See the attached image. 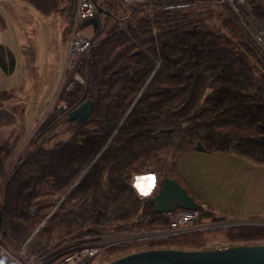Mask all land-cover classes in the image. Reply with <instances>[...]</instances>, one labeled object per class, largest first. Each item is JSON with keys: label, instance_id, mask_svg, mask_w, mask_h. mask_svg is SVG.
I'll list each match as a JSON object with an SVG mask.
<instances>
[{"label": "trees", "instance_id": "1", "mask_svg": "<svg viewBox=\"0 0 264 264\" xmlns=\"http://www.w3.org/2000/svg\"><path fill=\"white\" fill-rule=\"evenodd\" d=\"M19 1L26 2L42 16L63 11L70 18L73 11V0ZM117 3L118 10L121 9L126 17H131L130 21L127 24L124 22L125 28L121 31L113 28L116 25L109 27L106 32L109 37L98 38L96 35L93 38V46L79 58L70 75L71 80L72 75L77 73L82 77V83H77L70 91H66L65 86L60 93L58 100L65 102L66 111L55 110L39 125L35 137L22 153L19 165L0 189V244L13 254L24 248L26 258L36 260L85 235L165 229L168 220L154 212V206L147 198H140L136 194L130 178L132 174H153L156 187L149 197L156 194L165 178H173L184 189L187 188L177 171L174 157L179 152L193 151L197 144L202 147V152L220 151L239 155L256 165H264V140L259 143V138L264 139V54L252 39L250 42V37L242 30L236 16L228 11L225 18L218 17L222 20L220 26L209 27L202 18L195 21L188 19L187 14L168 13L160 9V4L153 2L136 3L133 6L123 1V4L120 1ZM256 3V0L249 2L251 13L264 25V10ZM106 4L112 5L110 1ZM107 16L108 13L105 14ZM5 29L6 24L0 16V31ZM153 29L156 31L154 35ZM203 36L209 40V44ZM202 39L206 40L207 45ZM212 41L216 43L213 46ZM152 47L155 53L150 51ZM245 51H248L247 54ZM210 52H213L212 57ZM157 54L161 55L160 59H157ZM27 56L26 67L33 74L30 66L35 55L29 49ZM145 57H149V60ZM143 58L145 61H142ZM261 60L262 64L259 62ZM131 61L135 64L132 65ZM158 63L164 66L155 69ZM14 66L13 53L0 45L1 71L10 74ZM173 99L178 101V104L175 101L177 107ZM15 100L16 90H0V129L13 128L10 140L0 148V168L13 155L16 147L14 143L23 131V107L17 104L5 106ZM86 100L93 102L90 117L83 122L67 121V113ZM161 107L162 111H159ZM171 115H179L180 119L176 116L175 119L171 118ZM160 121L162 124L158 125ZM61 123L68 126L71 135L65 141L57 140L47 147L46 138L48 140ZM158 131L161 133L160 142L155 148ZM140 134L144 135L142 138L145 141L154 138L146 142V146L149 145L147 148L151 146L149 152L144 149L145 141ZM149 135L151 137L148 138ZM189 138L192 141L189 142ZM127 145L133 147L128 148ZM137 149L140 153H147L136 157L139 154ZM132 151L133 155L129 153ZM151 151L155 153L152 156L149 155ZM194 201L199 205L197 199L194 198ZM204 218L212 223L227 220L225 216L212 211L202 212L199 222ZM231 227L225 231L191 232L169 235L165 239L119 244L101 256V263L110 264L132 252L152 249H213L207 247V235L213 232L220 233L232 246L264 243L262 226Z\"/></svg>", "mask_w": 264, "mask_h": 264}, {"label": "rangeland", "instance_id": "2", "mask_svg": "<svg viewBox=\"0 0 264 264\" xmlns=\"http://www.w3.org/2000/svg\"><path fill=\"white\" fill-rule=\"evenodd\" d=\"M13 1L3 0L2 1L3 4L1 3L2 6L1 9L4 13L5 20L7 21L8 30H5L0 33V43H2L3 40L7 41V39L10 38H13L15 40L16 44H14V46H16L17 44L19 45V46L17 45V47H19L18 52H16L15 48L13 50V52L15 51L17 54L16 55L17 62L13 70V72L15 73L11 76H10L11 73L7 75L3 74L0 69V90L3 89V87H8V85L11 82L16 83L19 88V89L17 88V95L20 99L19 104L18 102L17 104L24 106V108L26 107L28 101L30 100V95L32 96L34 90L36 93H38L39 91L41 97V99H39V102L45 101V104L43 105L41 111L37 114V118L36 120H34V122H28L29 120L28 114L30 113L25 115L26 130L23 132L22 138L17 142L15 149V150H20L23 153L27 148V146L29 145L30 140L35 137V133L39 125L47 118V116L55 112L56 110L55 107L59 101L58 99L60 93L65 88L66 84H68L70 81L71 73L67 72L65 70V66L63 65L66 55L68 37H69L68 31H69L70 18H68V16L64 14L63 11H59L50 16H44L45 18H43L42 15H40L26 2L21 1L22 3H19L17 1L15 2ZM109 1L112 4L111 6H108L106 4V2ZM118 1L122 3L121 0H99L98 3H101L103 8L106 9V11L110 16V19L109 18L103 19V21L100 23L97 33L95 32L92 33V28L89 26H86L82 29L80 28L79 32L82 35L91 38H95L96 35L98 38L99 37L105 38V37H109V35L106 33L109 30V27L112 28L114 25H116L117 27H113V28L115 29L125 28L124 22L129 21L130 17H126L125 13H123L121 9L118 10L117 7ZM256 2L257 5L261 6V8L264 10V0H256ZM199 5H204V7ZM199 5H197L198 6L197 8L194 7L189 11H187L186 13L179 10H176V12L187 14L188 18H191L193 20H195L196 18L198 19L202 18L206 21V24L209 27L220 26L222 20H219L218 17L222 16L224 18L225 16L224 14L228 13L225 10L226 13H224L225 11H222L220 15L218 9L216 10L213 6H210L209 4H199ZM244 10H248L249 12L251 11V7L249 3L248 6H246V9L244 8ZM213 18L214 19L217 18V19L213 20ZM127 23L128 22H126V24ZM29 49L32 50L35 55V60L30 66L33 69V74H30L31 69L26 67V60L28 57L27 52ZM23 50L26 51L23 52ZM38 78H42L41 83L44 84V86L41 84L42 85L41 89L36 88L35 85ZM32 108L37 109V107H32ZM70 135H71V131L68 129V126H65L64 123H61L49 135L48 140L46 138L45 145L47 147H51L52 144L57 140L65 141ZM21 152H20V156L22 154ZM1 187L2 186H0V189ZM203 212H207V211H203ZM209 222H210L209 219L204 218L200 220V222L198 223L206 226L208 229L207 231L216 230V229H221L224 231L227 229V227L229 228V226L233 227V225L238 226L239 224L251 225V226L261 225L264 227V219H253L247 221L241 220V222H238L237 219H227L226 221L219 223H212V222L209 223ZM204 232H206V230L201 231L200 233H204ZM207 239H208L207 247H213V249L222 243L228 244L223 239V236H221L220 233L217 232L208 234ZM70 243L71 242L66 243L56 248L55 250L58 249L63 250L61 248H64L67 244ZM90 264H107V263L106 262L101 263V257H100L96 261Z\"/></svg>", "mask_w": 264, "mask_h": 264}, {"label": "built area", "instance_id": "3", "mask_svg": "<svg viewBox=\"0 0 264 264\" xmlns=\"http://www.w3.org/2000/svg\"><path fill=\"white\" fill-rule=\"evenodd\" d=\"M99 0H73V22L69 27V37L65 55V70L72 73L75 66L78 64L79 58L87 52L94 44L93 38L82 35L80 24L84 20L96 18L98 21V30L100 23L103 21L105 14L108 13L103 8ZM126 5L136 3L153 2L159 5L162 11L178 13L176 10L187 12L192 8H197L199 4H209L220 13L222 11H231L242 28V30L252 39V41L261 49L264 54V25L256 20L252 13L246 9L250 0H122ZM198 3V4H197ZM204 6V5H199ZM100 10V11H99ZM107 18L110 19L108 14ZM91 27V26H89ZM92 28V27H91ZM124 29V28H123ZM93 30L92 33L96 32ZM121 31V28H116ZM156 31L153 29L152 34ZM159 65L156 66V69ZM82 83L81 77L75 73L71 80L66 85V91L74 89L76 84ZM56 110L66 111L64 101H58ZM20 150L15 151L9 160L0 168V186L3 188L5 182L12 174L14 168L19 165ZM22 153V152H21ZM203 211H209L204 204L199 205L196 210L177 209L174 212L164 214V218L168 220V225L165 229H157L153 231H136L129 234H110V235H85L81 239L67 244L63 250H54L48 252L36 260L27 259L24 249L19 253L13 254L6 250L0 244V258L6 264H87L96 261L109 248L119 244H129L134 241H146L155 238H163L169 235L186 234L191 232H201L208 230L206 226L199 224L200 214ZM229 244H220L215 248H228Z\"/></svg>", "mask_w": 264, "mask_h": 264}, {"label": "crops", "instance_id": "4", "mask_svg": "<svg viewBox=\"0 0 264 264\" xmlns=\"http://www.w3.org/2000/svg\"><path fill=\"white\" fill-rule=\"evenodd\" d=\"M2 1L0 0V16L6 24L5 30H8L7 21L1 9ZM15 1L22 3L19 0L13 2ZM43 18L45 17L43 16ZM3 31H0V33ZM14 44L16 42L13 38L7 39V41L3 40L0 43L13 53L16 64V52H18L19 47H17L18 44L16 46ZM14 48L16 52H13ZM63 65L65 66V60ZM14 73L12 72L10 76ZM41 81L42 78L37 79L36 88L41 89V86H44ZM17 88L18 85L11 82L8 87L1 89V91L16 90V100L5 104L6 107H11L12 104H17V102L19 104L20 99L17 95ZM39 99H41L39 91L36 93L34 90L26 107L22 106L23 131L21 137L14 144L17 145L26 130L25 115L30 113L28 114L29 120H27L28 122H34L37 114L45 104V101L39 102ZM32 107H37V109ZM12 133V127L0 129V148L10 140ZM174 163L189 191L197 197L199 205L205 203L204 205L207 206L209 211L225 216L227 219L240 221L264 219V165H256L233 154H225L220 151L208 153L195 150L177 153L174 157ZM130 183L140 198H148L156 187V178L153 174L133 175ZM249 214L255 216L250 215V217Z\"/></svg>", "mask_w": 264, "mask_h": 264}, {"label": "water", "instance_id": "5", "mask_svg": "<svg viewBox=\"0 0 264 264\" xmlns=\"http://www.w3.org/2000/svg\"><path fill=\"white\" fill-rule=\"evenodd\" d=\"M73 15L74 10L70 16L69 27L72 25ZM86 26H91L93 30H96L98 26L97 19L93 18L81 22V29ZM92 110L93 102L86 100L70 110L66 115V119L69 122L86 121L90 117ZM263 140V138H259L260 142H263ZM194 150L202 151V147L197 144ZM147 199L153 204L154 212L162 215L174 212L177 209L196 210L199 208L194 199L188 195L186 189L175 180L169 178L163 179L156 194ZM1 220L2 214L0 212V225ZM0 261L6 264L1 258ZM110 264H264V243L239 244L228 248L208 250L152 249L132 252L112 261Z\"/></svg>", "mask_w": 264, "mask_h": 264}, {"label": "bare ground", "instance_id": "6", "mask_svg": "<svg viewBox=\"0 0 264 264\" xmlns=\"http://www.w3.org/2000/svg\"><path fill=\"white\" fill-rule=\"evenodd\" d=\"M123 3H124V2H123ZM256 4H257V3H256ZM151 5H152V4H151ZM160 5H161V4H160ZM132 6H133V5H132ZM145 6H146V5H145ZM153 6H154V5H153ZM140 7H141V6H140ZM203 7H204V6H203ZM142 8H143V7H142ZM155 8H156V7H155ZM152 9H153V8H152ZM143 10H144V9H143ZM197 10H198V9H197ZM204 10H205V9H204ZM139 11H140V10H139ZM139 11H137V12H139ZM212 11H213V10H212ZM218 11H219V10H218ZM137 12H136V13H137ZM143 12H144V11H143ZM227 12H228V11H227ZM250 12H251V11H250ZM136 13H135V14H136ZM164 13H165V12H164ZM168 13H169V12H168ZM185 13H186V12H185ZM219 13H220V12H219ZM224 13H226V11H225ZM228 13H229V12H228ZM172 14H173V13H172ZM203 14H204V12H203ZM145 15H146V14H145ZM148 15H150V14H148ZM205 15H206V14H205ZM205 15H204V16H205ZM220 15H221V13H220ZM224 15H225V14H224ZM126 16H127V15H126ZM135 16H136V15H135ZM135 16H132V18L135 17ZM189 16H190V15H189ZM210 16H211V15H210ZM162 17H163V16H162ZM186 17H187V16H186ZM207 17H208V16H207ZM214 17H216V16H214ZM130 18H131V17H130ZM187 18H188V17H187ZM224 18H225V17H224ZM232 18H233V17H232ZM188 19H191V18H188ZM196 19H197V18H196ZM206 19H207V18H206ZM216 19H217V18H216ZM216 19L213 18V20H216ZM227 19H229V18H227ZM185 20H186V19H185ZM209 20H210V19H209ZM233 20H235V19H233ZM129 21H130V19H129ZM192 21H193V20H192ZM195 21H197V20H195ZM126 22H127V21H126ZM163 22H164V21H163ZM175 22H176V21H175ZM198 22H199V21H198ZM198 22H197V23H198ZM204 22H205V21H204ZM215 22H217V21H215ZM219 22H220V21H219ZM229 22H230V21H228L227 23H229ZM138 23H139V22H138ZM161 23H162V22H161ZM165 23H166V22H165ZM172 23H173V22H172ZM195 23H196V22H195ZM213 23H214V22H213ZM262 23H263V22H262ZM163 24H164V23H163ZM214 24H215V23H214ZM186 25H188V24H186ZM233 25H234V24H233ZM162 26H163V25H162ZM221 26H223V25H221ZM236 26H237V25H236ZM128 27H129V26H128ZM164 27H165V26H164ZM168 27H169V26H168ZM180 27H181V26H180ZM180 27H179V28H180ZM182 27H183V26H182ZM185 27H186V26H185ZM170 28H171V27H170ZM219 28H220V27H219ZM222 28H224V27H222ZM227 28H228V27H227ZM167 29H168V28H167ZM224 29H226V28H224ZM238 29H239V28H238ZM132 30H133V29H132ZM135 30H136V29H135ZM157 30H158V29H157ZM178 30H179V29H178ZM220 30H221V29H220ZM179 31H180V30H179ZM204 31H205V30H204ZM238 31H239V30H238ZM240 31H241V30H240ZM127 32H128V31H127ZM208 32H209V31H208ZM213 32H214V31H213ZM226 32H227V31H226ZM226 32H224V33H226ZM232 32H234V31H232ZM129 33H131V32H129ZM190 33H192V32H190ZM201 33H204V32H201ZM228 33H230V32H228ZM236 34H237V33H236ZM209 35H212V34H209ZM227 35H228V34H227ZM229 35H232V33L229 34ZM233 35H234V34H233ZM129 36H130V35H129ZM203 37L205 38V36H203ZM209 37H210V36H209ZM217 37H218V36H217ZM232 37H233V36H232ZM237 37L240 38V36H237ZM132 38H134V37H132ZM201 38H202V37H201ZM207 38H208V37H207ZM220 38H221V37H220ZM230 38H231V37H230ZM233 38H235V37H233ZM244 38H245V37H244ZM135 39H136V38H135ZM205 39H206V38H205ZM248 39H249V38H248ZM150 40H152V39H150ZM154 40H155V39H154ZM198 40H199V39H198ZM206 40H207V42H208V44H209V40H208V39H206ZM206 40H203V39H202V41H204V44H205V45H207V43H205ZM222 40H224L223 37H222ZM229 40H230V39H229ZM249 40H250V42H251V39H249ZM213 41H214V40H213ZM213 41L211 42V43H212V46H213V43L216 44V43L213 42ZM217 41H218V39H216V42H217ZM232 41H233V40H232ZM130 42H131V41H130ZM151 42H152V41H151ZM235 42H236V41H235ZM128 43H129V42H128ZM152 43H153V42H152ZM157 43H158V42H157ZM222 43H226V42L223 41ZM161 44H162V40H161ZM217 44H218V43H217ZM226 44H228V43H226ZM254 44H255V43H254ZM254 44H253V45H254ZM158 45H160V44H158ZM210 45H211V44H210ZM219 45H220V44H219ZM223 45H224V44H223ZM237 45H238V44H237ZM239 45H240V44H239ZM239 45H238V46H239ZM140 46H142V45H140ZM153 46H154V45H153ZM160 46H161V45H160ZM242 46H243V45H242ZM255 46H257V45H255ZM161 47H162V46H161ZM214 47H215V46H214ZM253 47H254V46H253ZM253 47H252V48H253ZM126 48H127V47H126ZM135 48H137V47H135ZM210 48H211V47H210ZM210 48L208 47V49H210ZM237 48H238V47H237ZM240 48H241V47H240ZM254 48H255V47H254ZM257 48H258V46H257ZM133 49H134V48H133ZM133 49H132V50H133ZM143 49H144V48H143ZM156 49H157V48H156ZM220 49H221V48H220ZM244 49H245V48H244ZM151 50L153 51V50H155V49H153V47H152V48H150V51H151ZM158 50H159V49H158ZM158 50H157V51H158ZM211 50H214V51H215L216 49H212V48H211ZM228 50H229V49H228ZM231 50H232V49H231ZM239 50H240V49H239ZM239 50H237V51H239ZM253 50H254V49H253ZM257 50H258V49H257ZM126 51H127V49H126ZM145 51H147V50H145ZM150 51H149V52H150ZM152 51H151V52H152ZM209 51H210V50H209ZM214 51H213V52H214ZM221 51H223V49H221ZM240 51H241V50H240ZM243 51H244V50H243ZM250 51H251V50H250ZM140 52H141V51H140ZM153 52L155 53V51H153ZM153 52H152V53H153ZM161 52H162V51H161ZM213 52H212V54H211V52H210L211 57H212V55H213ZM217 52H218V51H217ZM247 52H248V51H245V54H247ZM251 52H252V51H251ZM152 53H151V54H152ZM158 53H159V52H158ZM162 53H163V52H162ZM208 53H209V52H208ZM134 54H135V52H134ZM138 54H139V53H138ZM148 54H149V53H148ZM254 54H256V52H255ZM259 54H261V53H259ZM140 55H141V54H140ZM145 55H146V54H145ZM210 55H209V58H210ZM150 56H151V55H150ZM157 56H158V54H157ZM160 56H161V55H160ZM160 56H158L157 59H160ZM253 56H254V55H253ZM256 56H257V54H256ZM142 57H143V56H142ZM145 58H146V57H145ZM145 58H143L142 61H143ZM258 58H260V57H258ZM258 58H257V61H258ZM137 59H138V58H137ZM139 59H140V58H139ZM139 59H138V60H139ZM152 59H153V58H152ZM247 59H248V58H247ZM250 59H251V58H250ZM252 59H254V58H252ZM260 59H261V58H260ZM262 59H263V58H262ZM146 60H149V57H148V59L146 58ZM154 60H156V59H154ZM139 61H140V60H139ZM144 61H145V60H144ZM160 61H161V62H164L163 60H160ZM172 61H174V60H172ZM175 61H176V60H175ZM255 61H256V60H255ZM149 62H151V61H149ZM249 62H252V61H249ZM259 62L261 63L262 60L259 61ZM259 62H257L258 65H259ZM247 63H248V62H247ZM131 64L134 65L135 63H132V61H131ZM255 64H256V63H254V65H255ZM261 64H262V63H261ZM263 64H264V63H263ZM152 65L154 66V63H153ZM158 65H159L158 67H160V66L162 67V65L164 66V64H161V63H160V64L158 63ZM249 65H250V64H249ZM178 66H179V65H178ZM178 66H177V67H178ZM259 66H260V65H259ZM135 67L137 68V65H136ZM255 67H256V66H255ZM263 67H264V65H263ZM130 68H131V66H130ZM178 68H180V67H178ZM205 68H206V67H205ZM257 68H258V67H257ZM126 69H127V68H126ZM128 69H129V68H128ZM131 69H132V68H131ZM261 69H262V68H261ZM171 70H172V69H171ZM180 70H181V68H180ZM262 70H263V69H262ZM156 71H157V70H156ZM252 72H253V71H252ZM261 72H262V71H261ZM153 73H154V72H153ZM156 73H157V72H156ZM156 73H155V74H156ZM159 73H160V72H159ZM165 73H166V71H165ZM170 73H173V72L170 71ZM170 73H169V74H170ZM262 73H263V72H262ZM162 74H164V73L162 72ZM167 74H168V73H167ZM173 74H174V73H173ZM160 75H161V74H159V76H160ZM191 75H192V74H191ZM132 76H133V75H132ZM132 76H131V77H132ZM154 76H155V75H154ZM162 76H163V75H162ZM162 76H161V77H162ZM173 76H175V75H173ZM186 76H187V75H186ZM256 76H257V75H256ZM261 76H262V75H261ZM160 79H161V78H160ZM160 79H159L158 81H160ZM157 83L160 84L159 82H157ZM175 84H176V83H175ZM159 86H160V85H159ZM178 86H179V85H178ZM178 86H177V87H178ZM160 87H161V86H160ZM164 87H165V86H164ZM171 88H173V86H172ZM216 88H218V86H217ZM211 90H212V89H211ZM174 91H175V90H174ZM207 91H208V90H207ZM164 92H165V91H164ZM143 93H144V92H143ZM208 93H210V92H208ZM137 94H138V93H137ZM139 95H140V94H139ZM140 97H141V95H140ZM140 97H139V99H140ZM172 97H173V96H172ZM204 98H205V97H204ZM133 99H134V98H133ZM139 99H137V100H139ZM176 99H177V97H176ZM176 99H175V100L173 99V100H174V104H175L176 102H177V104H178V101L181 100V98H179L178 101H177ZM202 99H203V98H202ZM202 99H201V100H202ZM139 101H140V100H139ZM175 101H176V102H175ZM202 101H203V100H202ZM138 103H139V102H138ZM170 103H171V102H170ZM136 104H137V102H136ZM177 104H175V106H176ZM139 105H140V104H139ZM139 105H138V106H139ZM132 106L134 107V105H132ZM135 106H136V105H135ZM166 106H167V105H166ZM171 106H172V108H173L174 105L172 104ZM145 107H146V106H145ZM176 107H177V106H176ZM129 109H130V108H129ZM147 109H148V108H147ZM170 109H171V108H170ZM133 110L135 111L136 109H133ZM160 110L162 111V107L159 109V111H160ZM174 110H175V109H174ZM131 112H132V109H131ZM144 113H146V112H144ZM174 114H175V113H174ZM167 115H168V114H167ZM128 116H130V115H128ZM147 116H148V115H147ZM174 116H176V115H173V116L171 115V118H174V119H175ZM134 117H135V116H134ZM137 117H138V116H137ZM144 117H145V115H144ZM184 117H185V116H184ZM176 118L178 119V118H179V115H178V117L176 116ZM152 119H153V118H152ZM155 119H156V118H154V120H155ZM174 119H172V120H174ZM179 119H180V118H179ZM183 119H184V118H183ZM172 120H171V121H172ZM185 120L187 121V119H185ZM126 121H127V120H126ZM181 121H182V120H181ZM181 121H180V122H181ZM164 122H165V121H164ZM174 122H175V121H174ZM177 122H178V121H177ZM172 123H173V121H172ZM178 123H179V122H178ZM182 123H184V122H182ZM131 124H132V123H131ZM155 124H156V123H155ZM159 124H162L161 121H160V123L158 122V125H159ZM185 124H186V123H185ZM187 124H188V123H187ZM187 124H186V125H187ZM192 124H193V123H192ZM153 125H154V124H153ZM153 125H152V126H153ZM181 125H182V124H181ZM183 125H184V124H183ZM179 126H180V125H179ZM191 126H193V125H191ZM133 127H134V126H133ZM183 127H184V126H183ZM161 129H162V128H161ZM166 129H167V128H166ZM187 129H188V128H186V130H187ZM186 130H185V131H186ZM147 131H148V130H147ZM152 131H155V130H152ZM152 131H151V132H152ZM160 131H161V130H160ZM163 131H164V130H163ZM183 131H184V129H183ZM196 131H198V130H196ZM141 132H142V131H141ZM144 132H145V131H144ZM186 132H187V131H186ZM138 133H139V132H138ZM142 133H143V132H142ZM159 133H160V132L158 131V138H156L157 142L155 141L156 144H157V146H156L155 148L158 147V142H160V140L158 141V139H159ZM163 133H164V132H163ZM193 133H194V130H193ZM193 133H192V134H193ZM143 134H144V133H143ZM160 134H161V133H160ZM187 134H188V133H187ZM192 134L190 133V135H192ZM147 135H148V133H147ZM193 135H194V134H193ZM193 135H192V136H193ZM140 136H141V139H143V141H145V138H142L144 135L142 136V135L140 134ZM187 136H188V135H187ZM194 136H195V135H194ZM147 137L149 138V137H151V136L149 135V136H147ZM181 137H182V136H181ZM259 137H260V136H259ZM192 138H193V137H192ZM153 139H154V138H151V140H153ZM137 140H138V139H137ZM148 140H149V139H148ZM148 140L146 139V141H145V148H144V149H148V152H149L151 146H150L149 148H147V146H149V145L146 146V144H147L146 142H147ZM151 140H149V142H151ZM187 140L189 141L190 138L187 139ZM188 141H187V143H188ZM190 141H192V140H190ZM190 141H189V142H190ZM193 141H194V140H193ZM197 141H198V140H197ZM202 141H203V140H202ZM194 142H195V141H194ZM194 142H193V143H194ZM200 142H201V140H200ZM142 143H143V142H142ZM184 143H186V142H184ZM184 143H183V144H184ZM193 143H191V144H193ZM227 143H228V142H227ZM259 143H260V141H259ZM262 143H263V142H262ZM140 144H141V143H140ZM186 145H188V144H186ZM189 145H190V143H189ZM127 146H128V145H127ZM153 146H154V145L152 144V147H153ZM184 146H185V144H184ZM194 146H195V145H194ZM194 146H193V147H194ZM202 146H203V145H202ZM227 146H228V144H227ZM130 147H133V145H132V146H130V145L128 146V148H130ZM190 147H191V146H190ZM193 147H192V148H193ZM209 147H210V146H209ZM142 148H143V147H142ZM153 148H154V147H153ZM192 148H191V149H192ZM158 149H159V148H158ZM189 149H190V148H189ZM189 149H188V150H189ZM203 149H204V148H203ZM137 150H138V149H137ZM137 150H136V151H137ZM141 150H143V149H141ZM151 150H153V149H151ZM217 150H218V149H217ZM225 150H226V149H225ZM230 150H231V148H230ZM230 150H228V151H230ZM136 151H135V153H136ZM157 151H158V150H157ZM180 151H181V150H180ZM205 151L207 152V150H205ZM138 152H139V154L137 153V156H136V157H138L140 154H141V155H143V154L145 155V153H147V152H145V151H143V153H140L139 150H138ZM152 152H153V151H151V153H149V155L151 154V156H152L153 154H155V153L152 154ZM209 152H210V151H209ZM212 152H213V151H212ZM214 152H215V151H214ZM225 152H227V151H225ZM129 153H130L131 155H133V151H132V152H129ZM225 154H226V153H225ZM234 154H235V153H234ZM134 156H135V155H134ZM238 156H239V155H238ZM126 157H128V156H126ZM156 157H157V155H156ZM156 157H155V158H156ZM151 158H153V157H151ZM243 158H244V157H243ZM127 159H128V158H127ZM127 159H126V160H127ZM171 159H173V156H172ZM244 159H245V158H244ZM129 160H130V159H129ZM139 161H140V160H139ZM249 161H250V160H249ZM254 162H255V161H254ZM132 163H133V165H134V162H132ZM259 163L261 164V162H259ZM263 163H264V162H263ZM263 163H262V164H263ZM135 164H136V163H135ZM257 164H258V163H257ZM132 175H134V174H132ZM135 175H136V174H135ZM135 175H134V176H135ZM129 178H130V177H129ZM142 178H143V177H142ZM150 178H151V177H150ZM175 178H180V177H175ZM130 179H131V178H130ZM144 179H145V178H144ZM172 179H173V178H172ZM179 181H182V180L179 179ZM183 182H184V181H183ZM132 183H133V182H132ZM136 183H137V182H136ZM128 184H129V183H128ZM184 184H185V183H184ZM147 185H148V184H147ZM182 186H183V185H182ZM185 186H186V185H185ZM146 187H148V186H146ZM152 187H153V186H152ZM186 187H187V186H186ZM183 188H184V187H183ZM140 189H141V188H140ZM185 189H186V191H187L188 188H185ZM187 192L189 193V189H188ZM190 192H191V191H190ZM139 193H140V192H139ZM189 194H191L192 196L195 195V194L193 195L192 192L189 193ZM194 198H195V200L197 199L196 196H194L193 199H194ZM145 199H146V198H145ZM131 200H132V199H131ZM128 201H130V199H128ZM198 201H199V200H198ZM126 203H127V202H126ZM204 204H205V203H204ZM128 207L130 208L129 204H128ZM135 207H136V206H135ZM135 207L132 206V208H135ZM132 208H131V209H132ZM136 208H137V207H136ZM253 214H254V213H253ZM219 215H220V214H219ZM250 215H251V214H249L248 216H250ZM256 215H257V214H256ZM251 216H255V215H251ZM251 216H250V217H251ZM157 217H158V216H157ZM163 217H164V216H163ZM204 217H205V216H204ZM147 222H148V221H147ZM219 222H220V221H219ZM238 222H241V221L238 220ZM209 223H211V222H209ZM146 224H147V223H146ZM206 224H207V223H206ZM142 225H143V224H142ZM208 225H209V224H208ZM211 225H212V224H211ZM237 225H238V224H237ZM259 225H260V224H259ZM137 226H138V225H137ZM225 226H226V225H225ZM233 226H234V225H233ZM238 226H240V224H239ZM241 226H242V225H241ZM260 226H261V225H260ZM229 227H230V226H229ZM262 227H263V226H262ZM227 228H228V227H227ZM231 228H232V227H231ZM231 228H230V229H231ZM144 229H145V228H144ZM130 230H131V229H130ZM211 231H212V230H211ZM224 231H225V230H224ZM126 233H127V231H126ZM221 234H222V233H221ZM203 235H204V234H203ZM211 235H213V234H211ZM166 237H167V236H166ZM212 237H213V236H212ZM156 239H157V238H156ZM156 239H152V240H156ZM164 239H165V237H164ZM180 239H181V238H180ZM152 240H151V241H152ZM147 242H148V241H147ZM149 242H150V241H149ZM220 242H221V241H220ZM140 243H141V242H140ZM256 243H257V242H256ZM258 243H260V242H258ZM258 243H257V244H258ZM249 244H250V243H249ZM252 244H253V243H252ZM132 245H134V244H132ZM200 245H201V244H200ZM136 246H137V245H136ZM142 247H143V246H142ZM180 247H182V246H180ZM131 248H132V247H131ZM174 248H175V247H174ZM183 248H185V247H183ZM186 248H187V247H186ZM189 248H190V247H189ZM191 248H192V247H191ZM143 249H144V248H143ZM202 249H203V248H202ZM204 249H205V248H204ZM131 251H132V249H131ZM138 252H139V251H138Z\"/></svg>", "mask_w": 264, "mask_h": 264}, {"label": "clouds", "instance_id": "7", "mask_svg": "<svg viewBox=\"0 0 264 264\" xmlns=\"http://www.w3.org/2000/svg\"><path fill=\"white\" fill-rule=\"evenodd\" d=\"M0 264H4V262L3 261H0Z\"/></svg>", "mask_w": 264, "mask_h": 264}]
</instances>
